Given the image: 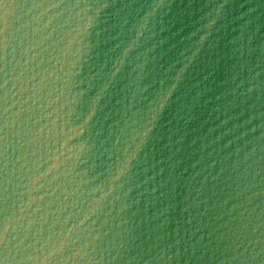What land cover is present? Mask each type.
<instances>
[{
    "label": "water",
    "instance_id": "obj_1",
    "mask_svg": "<svg viewBox=\"0 0 264 264\" xmlns=\"http://www.w3.org/2000/svg\"><path fill=\"white\" fill-rule=\"evenodd\" d=\"M0 264H264V0H0Z\"/></svg>",
    "mask_w": 264,
    "mask_h": 264
}]
</instances>
